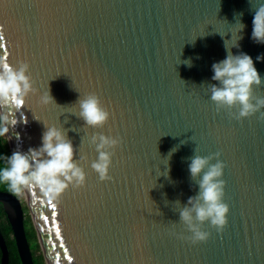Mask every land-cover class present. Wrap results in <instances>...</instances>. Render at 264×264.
<instances>
[{
  "label": "water",
  "instance_id": "1",
  "mask_svg": "<svg viewBox=\"0 0 264 264\" xmlns=\"http://www.w3.org/2000/svg\"><path fill=\"white\" fill-rule=\"evenodd\" d=\"M260 3L0 0V60L28 63L35 89L22 108L28 123L10 130L20 136L7 141L10 152L39 147L45 125L56 127L86 175L57 200L22 190L46 264H264V119H235L239 106L218 109L208 90L225 46L250 55L264 79V59L256 61L264 44L251 39ZM48 88L54 103L44 105ZM253 92L264 97V83ZM89 94L110 113L103 126L79 117L78 98ZM101 135L121 141L108 149L106 181L91 167ZM193 156L224 163L229 206L223 230L205 222L209 236L196 243L180 220L200 190L203 173L189 172ZM0 204L20 263L34 264L20 199L0 191ZM4 242L0 232V264H8Z\"/></svg>",
  "mask_w": 264,
  "mask_h": 264
},
{
  "label": "clouds",
  "instance_id": "2",
  "mask_svg": "<svg viewBox=\"0 0 264 264\" xmlns=\"http://www.w3.org/2000/svg\"><path fill=\"white\" fill-rule=\"evenodd\" d=\"M253 11L251 39L254 43L264 44V3L258 4ZM238 24L239 32H242L245 25L240 20ZM234 47L239 48V45L236 43ZM225 49L226 57L211 65V80L218 82L209 86L211 101L218 109L238 105V114L234 116L237 120L251 117L257 112L260 113L259 118L264 119V111H261L264 109V97L256 96L253 92L254 87L264 83V79L256 69L253 58L244 52L234 55L226 46ZM262 59L264 56L256 57V61ZM184 63L191 66L190 60ZM28 71L26 62L14 67L0 60V139L6 142L12 136L19 140V133L12 131L10 135V130L18 124L28 123L22 108H25L29 93L35 92L30 76L26 75ZM40 103H54L49 88L41 95ZM78 104L79 117L90 127L103 126L110 117L95 94L78 98ZM45 129L39 147H29L27 152L16 150L5 158L6 166L0 167V183H6L16 193L39 188L46 197L57 200L69 185L83 186L86 175L74 162V148L65 134L56 127L45 125ZM96 139L93 137L94 143ZM120 142L119 137L99 136V143L96 144L98 156L91 167L101 181L112 179L108 173L113 153L108 149H115ZM216 156L219 157V153ZM209 159L193 156L189 164L191 177L203 173L197 196L188 199L191 207L185 206L180 212V220L187 225L193 243L205 241L209 236L199 225L207 222L217 231H222L227 224L229 206L223 200L225 181L222 179L225 165L219 159L215 164H209ZM193 213L198 223L193 222Z\"/></svg>",
  "mask_w": 264,
  "mask_h": 264
},
{
  "label": "trees",
  "instance_id": "3",
  "mask_svg": "<svg viewBox=\"0 0 264 264\" xmlns=\"http://www.w3.org/2000/svg\"><path fill=\"white\" fill-rule=\"evenodd\" d=\"M8 142L4 141L3 139H0V167L6 166V157L11 154L9 146L7 145ZM0 191L9 192L11 194H15L17 197L18 195L16 192H13L6 183H0ZM24 230L27 238V243L29 244L30 251L32 254V259L34 264H43V255L40 250L39 244L36 242L37 237L35 230L33 228L32 222L30 220L29 215L26 216L24 219ZM0 232L4 239V244L7 247L8 250V264H21L16 247L14 242V239L12 237L11 228L6 220L4 211L2 209V206L0 204ZM41 252L38 256L34 257V253ZM1 257V252H0Z\"/></svg>",
  "mask_w": 264,
  "mask_h": 264
},
{
  "label": "rangeland",
  "instance_id": "4",
  "mask_svg": "<svg viewBox=\"0 0 264 264\" xmlns=\"http://www.w3.org/2000/svg\"><path fill=\"white\" fill-rule=\"evenodd\" d=\"M22 193H23V192L21 191L20 193H16V194L18 195V198L20 199L22 205L24 204V206H25V208H23V209H24V210H23V213H24V219H25L26 216L29 215V212H28V210H27V208H26V204H25V202H24V196H23ZM39 254H41V252L34 253L33 256L36 257V256H38ZM43 259H44V258H43ZM43 264H46L45 261H43Z\"/></svg>",
  "mask_w": 264,
  "mask_h": 264
},
{
  "label": "flooded vegetation",
  "instance_id": "5",
  "mask_svg": "<svg viewBox=\"0 0 264 264\" xmlns=\"http://www.w3.org/2000/svg\"><path fill=\"white\" fill-rule=\"evenodd\" d=\"M21 205H22V203H21ZM22 208H25L24 204L22 205ZM23 210H24V209H23Z\"/></svg>",
  "mask_w": 264,
  "mask_h": 264
}]
</instances>
